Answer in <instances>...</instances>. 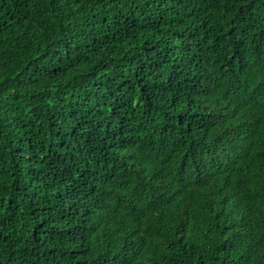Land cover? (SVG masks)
I'll return each instance as SVG.
<instances>
[{
    "label": "trees",
    "instance_id": "obj_1",
    "mask_svg": "<svg viewBox=\"0 0 264 264\" xmlns=\"http://www.w3.org/2000/svg\"><path fill=\"white\" fill-rule=\"evenodd\" d=\"M0 264H264V0H0Z\"/></svg>",
    "mask_w": 264,
    "mask_h": 264
}]
</instances>
